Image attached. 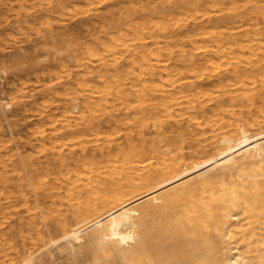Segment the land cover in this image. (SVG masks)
<instances>
[{
  "label": "bare ground",
  "instance_id": "6f19581e",
  "mask_svg": "<svg viewBox=\"0 0 264 264\" xmlns=\"http://www.w3.org/2000/svg\"><path fill=\"white\" fill-rule=\"evenodd\" d=\"M54 1L49 13L60 6ZM126 1L124 11L141 3ZM143 1L141 15L127 21L121 13L100 16L107 40L99 39L87 60L96 59L100 69L83 63V53L66 50V59L56 61L68 72L48 70L38 78L43 91L63 87L69 97L48 114L42 106L44 128L34 127L65 176L53 178L57 183L43 193L54 207L63 189L72 219L57 220L58 236L36 232L15 257L0 237V264H53L54 253L38 258L50 246L62 264H264V0ZM106 2L85 6L97 12ZM110 22L124 29L108 34ZM58 38L52 31L45 38L54 55L67 47ZM72 72L79 75L74 86H63ZM10 108V102L0 105L4 115ZM103 122L124 127L95 143L100 159H108L106 166L99 162L104 167L89 164L84 152L90 136L81 134L93 135ZM75 143L80 155L62 154ZM5 166L0 158V200L27 205L24 187L30 190L31 176L10 190ZM0 215L7 221L6 212Z\"/></svg>",
  "mask_w": 264,
  "mask_h": 264
},
{
  "label": "rangeland",
  "instance_id": "374dc122",
  "mask_svg": "<svg viewBox=\"0 0 264 264\" xmlns=\"http://www.w3.org/2000/svg\"><path fill=\"white\" fill-rule=\"evenodd\" d=\"M52 1L55 2L54 0H48V2H46V0H40V1L39 0H33V1L32 0H17V1L16 0H0V47H1L0 48V64H2L0 65V84H1L0 85V96H1L0 105L5 104L6 102L11 103V108L5 111V115L2 114L0 111V140H2L3 143L5 141H6L5 143H7V144H4L3 149H0V158L4 159V162L6 164L5 169H3L5 170L6 174L4 172L3 174L7 176V183L9 186L8 188H10V190L13 188L15 190L16 185L18 183H21L24 186L28 181L29 175L31 176V179L33 181L32 186L29 187L30 190H26V187H24L26 197H28L27 205L24 206L20 204L21 203L20 201H18L14 204V206H11L13 208L12 209L11 207L7 206L3 202V200H0V205H2L0 207H3V208H0V212L1 211L6 212L8 216L7 221L0 218V223L2 224V225L0 224L1 225L0 226V237L1 239H3L1 244H2V247L5 244V247L3 248L5 250L8 247H9L8 249L12 247L11 252L8 249L6 250L7 253L9 254L8 256H11V257L12 256L15 257L18 254H20L24 247L27 248L31 246V241H33L34 238L36 237L35 236L36 232L42 233L44 234V236H46L47 229H48L50 232H52L53 235L58 236L59 232H57V230H58L59 225H58L57 220L60 221L62 217H65L66 218L65 220L67 222H70L71 221L70 219H72L71 208L69 207L72 201L68 196H66V194L63 192L64 191L63 189L59 193V195L56 197V201H55L56 205H54V207L51 206V204H49V200L47 196H45L43 193L44 186L51 184V183H57L55 181L58 178H59L58 181H60L65 176L62 175V173H59L58 171H56L58 170L56 169L58 165L57 163H54L52 159H50L52 158L50 156L52 155V153L49 149H46L47 142L44 140L42 141V144L44 143L45 145L44 146L39 145L40 138L38 137L36 133L37 128L39 127L44 128V121L46 120V117L42 119L38 118V111L40 112L39 109L43 106L45 109L44 114H48L50 112L49 111L50 109L53 110L54 108L53 105L56 102L58 103H62V101L63 103L68 102L69 97L68 96L64 97L65 90L63 89V87L55 86L51 90H47L46 88H44L45 91H43L41 88L42 81H40L38 78L39 77L43 78L46 75L45 72L48 70H53L56 73H58L60 70V75H62V73L66 74L68 72L67 69L66 71L62 70L63 68L61 67V65H59L60 63L56 61L58 58H61L62 56H64L63 54H65L66 56V50H69L71 54L74 53V54H77L78 56H81V54L83 53L82 54L83 57H81L83 60L82 61L83 63H85L87 66L91 67L94 70L95 69L97 70L98 68L100 69V64L95 62L96 59H91L90 62H87L88 56L91 54L90 50L93 47H95L98 40L99 39L107 40V36L104 33H102L100 26H106V27L108 26L102 23L100 16L104 13L112 12L113 17L117 18L119 16V13H121L124 16V21H127L128 19H130V17L140 16L141 15L140 8H144L143 0H140L141 3L139 2L136 3V9L133 8V9H128L126 11L123 10L124 7L128 6V2L126 0H107L106 3L98 6L97 12L96 11L93 12L94 9H92V11L89 12L87 11L88 6H85V5H90V4L92 5L91 2L95 4L99 0L97 1L88 0L89 3L87 2V0L86 1L85 0H59L61 2L60 6L56 9L55 12L49 13V10L52 9L51 6H53L54 4ZM20 2L24 3V6L22 8L18 4ZM77 6L79 9H76ZM83 6H85L86 8L84 9ZM62 9L65 13L62 11ZM83 11L85 13H83ZM64 14H66L67 16ZM44 17L46 21L44 20ZM47 17L49 19H47ZM54 19H55L54 21L55 23H52ZM60 20H63L64 22ZM112 23L113 22H110V24ZM124 25L123 26L122 25L115 26L114 24L109 25L108 34L111 32H115V31H122L124 29ZM49 31L56 33L57 38L59 37V38L66 39L63 43L64 47L67 46L65 47L66 49H64L63 51L57 52V54L55 55L53 54V53H56L54 51L55 49L53 50L50 44H45L46 34ZM65 31L66 32L68 31L67 34H62ZM47 43H50V41H47ZM65 43H67V45H65ZM48 46L49 47L51 46L50 47L51 49L48 48ZM117 49L119 50V48ZM120 52L122 51L119 50V53ZM42 56H45V57L41 58ZM61 59L64 60L66 58L64 57ZM70 62L62 61V63H64L68 67L70 65L69 67L70 69L71 67L73 69L74 68L73 62L71 63ZM124 68L126 67L123 65L122 67L118 68V71L122 72ZM74 73L75 72L71 73V77L69 76L66 77V79L62 82L63 86H66V87L74 86L72 84H74V82L76 81V78L79 76L77 74L78 72L75 74ZM58 75L59 73L56 76ZM31 80L33 83L31 82ZM37 81H39V83ZM45 81H47V78L44 79L43 82ZM88 84L90 86L92 85L93 88L99 86V84H96L94 80H89ZM54 90L57 91V94H55ZM61 109L62 107L60 106L59 109L56 111V113H59ZM4 117L7 118V121L5 120ZM105 118H106L105 116L99 117L100 120L105 119ZM104 123L105 122L102 123L101 128L98 130V132L92 133L93 135L91 134L89 135L88 133H85V132L81 133L85 135L87 134L86 136H90L89 137L90 144L89 143L85 144L86 147H85V152H84L86 159L90 160V158H92L89 161V164L94 161L95 164L97 162V166H102V167L106 166L109 162H107L108 159H105V158L100 159V155L98 154L96 150L97 145H95V143L103 142L105 139L107 138L109 139V137L111 138L112 136H114L113 134L115 132H118L119 130L120 131L124 130L123 126L115 125L112 123L110 124H104ZM81 125L84 126V124L82 123ZM34 126L35 127L38 126V127L35 128ZM33 130H34V133H33ZM101 132L104 135H102ZM95 134H100V135H95ZM105 134H108L107 136L109 135L110 136L106 138ZM76 135L78 134H75L73 136H76ZM69 137L71 136H67L65 137V139ZM18 138L19 139L21 138V139L19 140ZM94 138H98V140L97 142L93 143ZM133 139H135V137ZM74 145L72 146L70 144H67V146L62 149V154L67 155V156L80 155L81 150L76 148L77 143H75ZM103 161L104 163L102 164L104 166L102 164L100 165V163ZM72 167L73 165L72 166L66 165L65 169H71ZM102 167H100V169ZM0 170H2L1 167H0ZM12 170L17 173L14 172L15 174H12ZM49 174L52 177V180H51V177L48 176ZM52 174H54L57 177H53ZM53 178H57V179L53 180ZM6 193H8L7 190H6ZM35 195L38 197L37 202L34 201L33 199ZM58 197H62L63 199H60V198L58 199ZM64 197L65 199L68 198V200L66 199L67 201H65ZM57 204H59L60 206ZM19 205H21L22 207H20ZM53 208L56 209L57 211H54ZM27 210L30 212H28ZM10 214L11 216L9 217ZM30 214H31V217L29 218L28 216H30ZM43 217L45 218L43 219ZM17 218H19L18 219L19 221H17ZM35 224L37 225L35 226ZM29 237H31L33 240H30ZM27 239H29L30 241ZM7 240L10 242H8ZM4 241L5 242L7 241L6 242L7 245ZM38 245L39 244L37 243L35 247L37 248ZM13 247H14V250H13ZM15 247L18 250L17 253L15 252ZM55 248L56 247L54 246H50L49 248H47L48 251L47 250L44 251L42 253L43 255H39L38 258H41V259L46 258V254L48 252L54 253V257L56 259L53 264H62L63 263L62 259L57 258V255H56L57 249ZM0 255H1V252H0Z\"/></svg>",
  "mask_w": 264,
  "mask_h": 264
}]
</instances>
